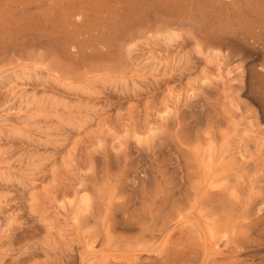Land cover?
Listing matches in <instances>:
<instances>
[{
  "label": "rangeland",
  "instance_id": "obj_1",
  "mask_svg": "<svg viewBox=\"0 0 264 264\" xmlns=\"http://www.w3.org/2000/svg\"><path fill=\"white\" fill-rule=\"evenodd\" d=\"M60 1L79 31L49 2L0 17L47 30L0 41V264H99L123 237L156 259L170 233L264 264V0H98L109 27Z\"/></svg>",
  "mask_w": 264,
  "mask_h": 264
},
{
  "label": "bare ground",
  "instance_id": "obj_2",
  "mask_svg": "<svg viewBox=\"0 0 264 264\" xmlns=\"http://www.w3.org/2000/svg\"><path fill=\"white\" fill-rule=\"evenodd\" d=\"M48 2L50 7L48 10H44L42 15H50L53 11L55 14L58 10V16L55 17L56 24H58L60 28L71 26L72 30L79 31L78 25L73 19V13L77 10L63 4L60 0H0V17L3 14H11L14 8L18 6H42ZM173 2H175V0H173ZM210 2L213 4H220L222 3V0H210ZM141 4L142 2L138 0H127V7L129 8L128 11L131 12L132 10H135L137 7L142 6ZM116 9H114L112 5L110 6L107 2L103 3L99 2L98 0H80V9L78 10H82L85 13L93 12L96 17H103L104 15L108 14L109 16L106 17L105 20L101 21V23L109 27L111 22L117 19L118 14L116 13ZM49 11L52 12L49 13ZM32 32H35V34H37V36L40 38L45 39L47 36V30L45 28H34L30 23L24 22L18 25L17 30H10L5 33L0 32V41L4 42V40H11L13 38L18 40L21 37L25 38L26 40L28 36L32 34ZM143 239L144 238H138L134 242H131L129 238L123 237V239H120L115 245V249H118V251L120 250V252L107 255L99 264H197L198 258L196 256L200 253H203L202 260L205 261L204 264H208L207 256L214 251L212 248V241L208 238V236H204L202 238V236L197 235V237H194L192 241L188 242V246L178 248L174 245L175 239H173V234L170 233L165 238L162 246H160L161 248L159 247L162 256L156 259H144L143 254L149 249L144 246L146 243H148V241L144 244ZM190 247L193 248V253L190 252ZM135 251L137 253H135ZM153 254H155V251L153 253L150 251V254L148 253L150 257H152ZM177 255H189L188 257L190 258L184 260L182 263H176L174 262V257ZM231 264H243V261L236 259Z\"/></svg>",
  "mask_w": 264,
  "mask_h": 264
}]
</instances>
